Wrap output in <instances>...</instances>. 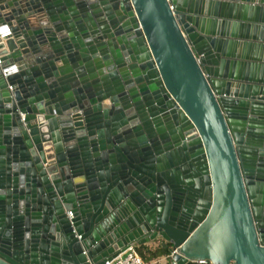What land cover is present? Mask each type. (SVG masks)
Returning a JSON list of instances; mask_svg holds the SVG:
<instances>
[{"label": "water", "instance_id": "water-1", "mask_svg": "<svg viewBox=\"0 0 264 264\" xmlns=\"http://www.w3.org/2000/svg\"><path fill=\"white\" fill-rule=\"evenodd\" d=\"M151 244L264 264V0H0V264Z\"/></svg>", "mask_w": 264, "mask_h": 264}, {"label": "built area", "instance_id": "built-area-1", "mask_svg": "<svg viewBox=\"0 0 264 264\" xmlns=\"http://www.w3.org/2000/svg\"><path fill=\"white\" fill-rule=\"evenodd\" d=\"M72 214H69L71 217ZM137 245L130 246L126 251L120 253L118 256L112 259H106L103 264H157L165 262L169 264V260L172 258V254H168L154 262L147 263L144 258L139 254Z\"/></svg>", "mask_w": 264, "mask_h": 264}, {"label": "trees", "instance_id": "trees-1", "mask_svg": "<svg viewBox=\"0 0 264 264\" xmlns=\"http://www.w3.org/2000/svg\"><path fill=\"white\" fill-rule=\"evenodd\" d=\"M147 247H149V246H147ZM150 252H151L150 257H145V256L141 255V256H143L144 260L147 263H150L152 260H158V259L168 255L167 249L165 247H161L159 249H152V250H150Z\"/></svg>", "mask_w": 264, "mask_h": 264}, {"label": "rangeland", "instance_id": "rangeland-1", "mask_svg": "<svg viewBox=\"0 0 264 264\" xmlns=\"http://www.w3.org/2000/svg\"><path fill=\"white\" fill-rule=\"evenodd\" d=\"M152 249H155L154 245H152V244L149 245V247H147V246L138 247L139 254L143 255L145 257H150L151 256L150 250H152ZM154 261H156V260H152L151 262H154ZM157 264H166V263L162 262V263H157Z\"/></svg>", "mask_w": 264, "mask_h": 264}, {"label": "crops", "instance_id": "crops-1", "mask_svg": "<svg viewBox=\"0 0 264 264\" xmlns=\"http://www.w3.org/2000/svg\"><path fill=\"white\" fill-rule=\"evenodd\" d=\"M152 245H154V247L156 248V244H152Z\"/></svg>", "mask_w": 264, "mask_h": 264}, {"label": "flooded vegetation", "instance_id": "flooded-vegetation-1", "mask_svg": "<svg viewBox=\"0 0 264 264\" xmlns=\"http://www.w3.org/2000/svg\"><path fill=\"white\" fill-rule=\"evenodd\" d=\"M159 248H160V247L157 246L155 249H159Z\"/></svg>", "mask_w": 264, "mask_h": 264}]
</instances>
